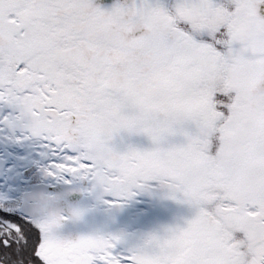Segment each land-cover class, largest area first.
I'll use <instances>...</instances> for the list:
<instances>
[{
    "label": "snow or ice",
    "instance_id": "1",
    "mask_svg": "<svg viewBox=\"0 0 264 264\" xmlns=\"http://www.w3.org/2000/svg\"><path fill=\"white\" fill-rule=\"evenodd\" d=\"M0 264H264V0H0Z\"/></svg>",
    "mask_w": 264,
    "mask_h": 264
}]
</instances>
